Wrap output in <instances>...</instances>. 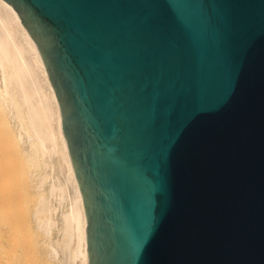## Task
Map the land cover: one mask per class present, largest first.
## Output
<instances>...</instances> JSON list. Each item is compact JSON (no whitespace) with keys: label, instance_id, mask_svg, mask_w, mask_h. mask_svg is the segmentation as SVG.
<instances>
[{"label":"water","instance_id":"95a60500","mask_svg":"<svg viewBox=\"0 0 264 264\" xmlns=\"http://www.w3.org/2000/svg\"><path fill=\"white\" fill-rule=\"evenodd\" d=\"M36 41L89 264H264V0H7Z\"/></svg>","mask_w":264,"mask_h":264},{"label":"bare ground","instance_id":"6f19581e","mask_svg":"<svg viewBox=\"0 0 264 264\" xmlns=\"http://www.w3.org/2000/svg\"><path fill=\"white\" fill-rule=\"evenodd\" d=\"M87 226L48 70L19 12L0 0V264L39 235L58 264H89Z\"/></svg>","mask_w":264,"mask_h":264},{"label":"rangeland","instance_id":"374dc122","mask_svg":"<svg viewBox=\"0 0 264 264\" xmlns=\"http://www.w3.org/2000/svg\"><path fill=\"white\" fill-rule=\"evenodd\" d=\"M56 162L57 167L55 172L53 169L49 168V174L55 175L59 172V160ZM59 215L61 216V211H59ZM62 236L63 234L60 228H55L53 233L54 240L57 241L58 239L62 238ZM47 248V245H45L42 241V236L39 235L38 243L34 246L24 244L23 246L16 248V259L14 260V264H58V260H54L49 255H47ZM1 256H3V253H1ZM1 264H4L3 260L1 261Z\"/></svg>","mask_w":264,"mask_h":264}]
</instances>
